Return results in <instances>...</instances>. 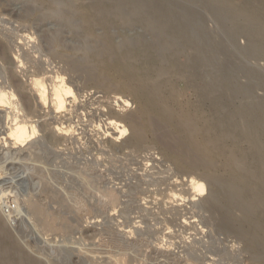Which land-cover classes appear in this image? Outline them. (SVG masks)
Masks as SVG:
<instances>
[{
	"label": "bare ground",
	"instance_id": "1",
	"mask_svg": "<svg viewBox=\"0 0 264 264\" xmlns=\"http://www.w3.org/2000/svg\"><path fill=\"white\" fill-rule=\"evenodd\" d=\"M26 1L30 2L29 0H26ZM78 1H80L81 3ZM84 1L85 2L89 1L88 6L91 8V10L93 9L95 11V13H94L95 19H98L101 22V24H104L103 25L104 27H102L103 31L104 30L108 31V29L110 27L109 22L113 21V23H114L115 20H120L124 23L123 24L125 26L124 29L127 32L129 31L133 34L132 35L133 37L131 39H130L129 35H126V33H123L124 35L121 34L123 36V38L125 39V41L122 40L124 42H123V44L120 45L119 49L125 53L126 57L128 56L130 58H142L143 61H152L153 60L155 65H156L155 67H157L155 72H158L157 73L158 75L160 73H168L170 75L171 74L173 75L175 73H179V74L184 75V76L186 75L187 80H189L191 78L194 81V78H196V79L198 78L199 79L198 83H197V81L196 82L194 81V82H195V85L197 84V86L199 87V91L196 90L195 93L199 92L200 94H202L201 96L204 95L203 98L206 99L205 102L207 101V99L208 100L213 99V100H215V102H217L216 105L220 104V107H221L222 102H223V100L221 99L222 94L224 96H226L224 93H222L223 90L221 91V88H222V86H224V83L229 81V82H233L234 85L235 84L239 85L238 79H240L241 77L238 78L237 74H238V76H241V75H239V74H241V72L239 73V71H238V73L236 74L237 71H234L235 69H231V70L230 69L228 70V68L222 69V65H220L216 62V55H215L213 48L210 44V40H209V36L207 34L205 21L203 19H197L196 17H191V16H193V13L189 12L190 14H192L189 18V17H187L188 16L187 12H186L187 14L185 13L187 16L184 14V10L182 12H179L180 10H178V12H177V9L175 10V8L173 6H170V7H172L174 10L168 6H165V4H162V2H160V3L154 2L153 3V0L152 1H150V0H75V1H73V0H55L53 2L56 5L49 7L47 10L48 11L49 10H51V11L55 10V12L59 14V15L57 14L56 17L60 16L62 21H64L63 24L65 23L64 24L65 27L63 25V28L64 29L68 28V29H70V30H68V32L69 31L73 32L74 29L78 28L77 25L80 22L79 19H81V15L79 18V17H76V15H75L76 13H74V10L76 7L75 4H76V2H78L79 4H81V7H82L83 6L82 3ZM187 1H189V2H195L196 1L197 2L199 0H187ZM205 1L208 3V6H207L208 9L206 8L207 11L211 12L213 14V16L216 18V20L219 21L221 26L228 31L227 37H228L229 41L236 46V50H237L236 55H241L243 60H245L246 62H250V61H256V62H262L263 61L264 62V0H243L238 5L235 4V0H205ZM31 2H35V3L41 2L42 3L43 1L42 0H31ZM48 2H49V0H48ZM172 2H173V0H172ZM34 5H31V6L33 7ZM48 5H49V3H48ZM166 5H167V3H166ZM170 5H172V4H170ZM40 6L42 7L43 4L42 5L40 4ZM84 7H87V6L84 5ZM34 8H35V6H34ZM40 8L38 10H40ZM44 8H45V6H44ZM177 8L179 9L180 7H177ZM77 9H78V7H77ZM82 9H83V11H85V13H84L85 15H86V12H87V15H88V13H91V12H88V10H89L88 8H87L88 10L87 9L84 10V8H82ZM31 10H33V9H31ZM43 10H45V9H43ZM29 12H30V9H29ZM45 12H46V10H45ZM80 12L81 11H79V13ZM82 12H81V14H82ZM50 13H52V12H50ZM77 13H78V10H77ZM53 15H52V17H55ZM200 16H203V15H200ZM52 17H51V19H52ZM90 17H92V16H90ZM45 19L47 20L48 18L46 17ZM84 19H85V17H84ZM84 19L82 17V20H84ZM91 19H89V22ZM234 19L237 21H235ZM58 21H59V19H58ZM233 21H235L236 23H234ZM238 22L244 23V25L249 24L251 26V29L246 30V28L245 29L244 28L243 29L238 28ZM96 23H98V22H96ZM96 23L92 21V23L89 24L87 22L86 28L84 27L85 28V33H83L84 35H80L81 36L80 39H81V41H83V44H84L82 46L83 47L82 49L84 51H86V54H85L86 56L84 58H81L83 61L85 60L83 62L85 67L81 66V64H80L81 61H78L77 60L78 58H77L76 60H73V61H71V63H69L68 67L71 70H75L78 67H82V68H86V69L94 68V66H97L96 64L98 63V61L101 62L103 60L102 58H106L105 56H108L107 54H108V52H110L111 49H112L111 51H113L114 46H115L113 37L107 36L102 41H100V42L97 41L98 39L96 38L95 33L93 34V30L95 29L93 26ZM84 24H86V22ZM60 25H62V24H60ZM111 25H112V22H111ZM245 26L247 27L248 25H245ZM115 27H117V26H115ZM115 27H112V29L113 28L115 29ZM102 28H100V29H102ZM79 29H81V28H79ZM65 31H66V29H65ZM109 31H110V29H109ZM24 32H26V31H24ZM104 33H106V32H104ZM116 33L120 34V32H115V37H116ZM2 34H3V32H2ZM76 36L78 37L79 35H76ZM10 37H7V40H8V38L10 40L11 39ZM27 37L30 38L31 36L28 34ZM31 38L33 39V37H31ZM31 38H30V40H31ZM118 38H121V37L118 36ZM123 38H121V39H123ZM240 38H244L247 41V46L245 49H241V48L237 47V42H238V39H240ZM95 43H98V44L96 45ZM93 45H95V46L93 47ZM260 49H261V51H258ZM10 51L14 52L15 60L19 64L18 68H21L23 66L25 67L26 64H30V63L32 64L34 61V59H33V61L31 62L30 60H32V59L30 58V60H29L27 54H26V56H24V54H22L23 55L22 56L19 53V51L15 50V48L10 50ZM10 51L7 50V48L4 46L3 41L0 40V61L5 62V60L8 58V53ZM53 51H55V50H53ZM91 51L93 52V54H95V55H93L94 56L93 59L97 60L96 63L94 62L95 65H92L91 60H90L91 63L89 62V60H87V56H88L89 52H91ZM113 54H114V52H113ZM115 55H116V52H115ZM56 57H58V56H56ZM180 57H186L187 61L185 62L184 65H181V64L179 65L178 60L180 59ZM130 58H129V60H130ZM91 59H92V56H91ZM117 59H118V57H117ZM25 61H27L26 64H24ZM135 62H136V59H135ZM140 63H141V61H140ZM45 64H48V63L45 62ZM243 65L245 66L246 64L244 63ZM46 66H48V65H46ZM46 66H45V68H46ZM104 67L106 68V66H104ZM112 67H113V65H112ZM245 67H247V66H245ZM45 68L41 64L33 63L30 66V71L29 70L26 71V72L29 71V80H26V82H27V85H26V83L17 79L16 76H14V75L11 76V74L8 71H6L7 69L5 70V68L3 69L0 66V160L5 159V158L7 159L8 157H12L14 153H20L22 157L25 156L27 158L28 156L32 155V153H30V151L32 149H38V148L40 149V147L41 148L43 147L44 150H50V149L53 150V147H55V146H57V144L61 143V141L56 138L54 133L42 134V126L40 125L39 120H37V119L34 120L36 117H40V116H38L37 110L34 108V103H35V105H37V106L43 105V107H45V108L53 109V111L55 113H57L58 115L62 114L63 112H68L69 114H75L76 113L77 114L76 118L79 119V120L77 119L78 120L77 122H79L80 119H82V118H85V117L89 118L90 117L86 121H91V123L95 127L97 126L100 129L104 128L105 134H107V136H110L111 138H113L112 139L113 141L114 140L116 142L122 141V144L120 146H118V145L114 146L112 151H118L119 152V150H121L125 153L126 151H124V150H126V149H128V150L131 148L137 149V152L139 150V153H140L139 155H144L142 157V162H144V167L148 168L149 166L152 165V164L150 165V162H152L151 157H153V156L150 155V153H151L150 151L151 150L154 151L155 148H154V150L149 149V147L151 148V146H148V144L146 145V141H145L146 139L144 140V138H143L144 136L142 137V134L144 133V132L142 133V128H143L142 126L144 125L143 122L145 123V121L148 120L147 121V124H148L149 119L153 118L152 115L154 113L150 117V112L153 110L158 111V112L168 113V116H169V111L171 112V110H170L171 106H170V104H167V102H166V104H163L165 98L163 99L162 95L159 94L160 92L159 93L156 92L155 94L154 93L151 94V96H152L151 99H152V101H156V100L159 101L162 99L163 105L160 107L158 104L160 102L157 101L158 103H156V104L160 108H158V107L149 108L148 107L147 109H145V111H141L140 112L141 114L136 115V116H133L134 112L131 114L132 111L130 113L129 112L124 113L126 111L124 108L127 109V107H131L130 100L129 99L128 100L123 99L122 97L116 96V95H115L116 96L115 98H117V101L115 99H113V100H115V103L118 104V102H121V105H117L119 107V109H117V112H116V109H112V107L114 108V105L107 103L110 105V106L108 105V107H107V106H105L106 104H104L100 100H99L100 103L97 102L99 104V107L96 110L94 109L95 111L87 112V107L84 105H80L81 99L79 98V96L84 97L86 95H90V92H88V93L84 92L85 94H82L80 92V89L76 91L74 89V87L72 86L73 82L72 81L70 83L67 82L66 77L63 74L64 71H62L61 69H58V68L57 69H51V71H50L49 69L46 70ZM133 68H135V67L133 66ZM241 69H240V71H243V70L246 71L245 74L242 73V75H244V78L248 77L249 79H254V78L256 79L258 77L259 78L264 77V71H256V70L254 71L251 68H249V69L245 68L246 70L244 68L242 70ZM101 70H102V68H101ZM134 70H136V69H134ZM150 74L152 75V73H150ZM7 75L10 77L8 78ZM23 75H25V74H23ZM181 75H180V77H181ZM99 76H100V74H99ZM176 76L179 77L178 75H176ZM153 77H156V76L153 75ZM164 77L166 78V76H164ZM173 77H174V75H173ZM188 77H189V79H188ZM148 78H150V77H148ZM157 78L155 79L154 82L152 81L153 84L148 88L152 92H155L159 86H160L159 88L162 89L161 84H163V83L165 86V79L163 81L162 80L163 78L162 79H161V77H159V79H157ZM184 78L185 77H183V79ZM100 79L98 77H95L93 80L98 82V81H100ZM142 79H143V77H142ZM175 79H176V81L180 80L177 78H175ZM169 80H170V78H169ZM171 80H172V78H171ZM176 81L175 82L171 81V82L177 83ZM189 81H191V80H189ZM255 81H256V83H255ZM255 81H254V83L252 81L253 85L251 87L248 86L249 89L247 88V90H245V92H244L246 95V96L244 95L245 98L249 97L251 92L253 93L255 87L256 88L261 87L259 85L258 80L256 79ZM143 83L147 84L146 82H143ZM228 85H230V84H228ZM146 86H148V85H146ZM166 86H168V85H166ZM166 86H165V88H166ZM231 86H233V85H231ZM142 87H143V85H142ZM173 87L175 88V86H173ZM191 87H192V84H191ZM191 87L189 86V88H191ZM234 87H237V86H234ZM14 88L19 90L18 92L21 95V99L19 98L20 95H18V93L16 92V90ZM239 88H241V87L239 86ZM239 88H238V91H239ZM170 90H172V88ZM170 90H169V93H170ZM231 90H232V87H231ZM28 91H31L33 95H31L30 92H29L30 94H28ZM173 91H176V90H173ZM227 91H228V89H227ZM224 92L226 93L225 90H224ZM241 92L242 93H239V94H241V96H242L243 90ZM161 93H163V92H161ZM174 93L177 94L178 92H174ZM116 94H118V93H116ZM230 95H232V94H230ZM171 96H172V94H171ZM196 96H197V94H196ZM198 96H200V95H198ZM172 97H174V96H172ZM232 97L233 96H231L230 98L232 99ZM171 98H169V99L171 100ZM203 98H201V100ZM234 99H236V97ZM249 99H250V102L248 101V103H249L248 106L250 107V109H252L255 112L253 117L255 120L256 119L259 120L260 115L258 114V112H259V110H261L260 109L261 106H264V102L256 103L253 100V98L252 99L249 98ZM228 100H229V98H228ZM82 102H84V101H82ZM203 102L204 101L202 100V103ZM230 102L232 103L231 100H230ZM230 102L228 101V103H230ZM84 103H86V102H84ZM213 103H214V101H213ZM248 103H246V104H248ZM95 104L96 103H92L93 106ZM236 104H238V103H236ZM233 105H235V102ZM197 108H199V107H197ZM233 108L234 107H232V110H234ZM217 109L220 110L221 108L217 107ZM79 110L82 111V112H80V114H78ZM216 111H214V113H216ZM231 111L228 112V115L231 114ZM236 111H238V110H236ZM236 111H235V115H238V114H236V113H238ZM118 112H121V113H118ZM184 112H186V111H184ZM220 112L221 111H219L218 114H222ZM197 113H199V112H197ZM197 113H196V115H197ZM200 113L203 114L202 112H200ZM49 114H50V112H49ZM181 114H184V113H181ZM224 114H225L224 116L226 117L227 113L225 112ZM186 115H187V112H186ZM189 115H191V116L190 117L186 116V117H188V119L189 118L193 119V117H192L193 114L190 113ZM162 116H164V115H162ZM197 116L199 117V115H197ZM164 117H167V116H164ZM174 117H176V115ZM186 117H184V119H186ZM225 117L222 118V115H221V117H218V115H217L218 119L222 118L223 120H219V121L217 120L216 125L220 128L224 127L225 124L230 126L231 129H229L228 132L226 131V133L229 134L231 136V138H232V135H235V136L238 135L239 136L240 134H238L239 132L237 131V128L239 126H242V124L244 127L246 124L244 122L238 121V119H236V116H234L235 118L232 116L231 117L229 116L226 118ZM263 117H264V115H263ZM170 118H171V115H170ZM181 118H183V116ZM181 118L178 117V119H181ZM197 118H196V121L199 119V118L198 119ZM188 119H186V121H188ZM152 120H156V121H153L152 128L157 130V131L163 132L164 131L163 129H165L164 127L166 125V122L164 123L165 120L162 119L163 122L160 121V119H159V121H157V119H152ZM193 120L195 121V118ZM182 121H184V120H182ZM194 121H191V122H194ZM128 122L131 123L130 125H131L132 130L134 129L137 132L136 133L137 136L135 135L136 137L134 139H131L130 138L131 136L130 137L128 136V134L131 132L129 130V126H128L129 123ZM167 122H169V119H167ZM191 122L189 123V125L191 124ZM178 123H175V124H178ZM250 123L254 124L255 122L252 121ZM170 125H172V124H170ZM170 125H169V127H171ZM52 126H53V129L55 131H57L60 135L65 134L68 137H70L69 139L71 141H73V144L77 143L75 137L80 132L74 133V134L72 132V131H75L76 125H73L72 123L66 125V122H63L62 119H60V120L55 119L53 121V125H51V127ZM182 126H187V125L183 124ZM211 126H212V124H211ZM214 127H212V130H215V129H213ZM190 128H191V126H190ZM220 128H218V129H220ZM232 128L234 130H232ZM144 129H145V127H144ZM153 129H152V131L155 132V130H153ZM171 129H174V127ZM177 129H179V128H176L175 130H177ZM208 129H211V128L209 127ZM146 131H148V130H146ZM149 131H150V128H149ZM169 132H171V131H169ZM169 132L168 133L166 132V133L169 134ZM226 133L223 136H226ZM157 134L159 135L158 132H157ZM191 135H189V136H191ZM229 135H228V137H229ZM160 136H162V135H160ZM163 136H164V134H163ZM223 136H222V138L224 140ZM58 137H59V135H58ZM222 138H221V140H222ZM225 139L227 140V137ZM237 139H238V137L236 138V140ZM182 140H184V139H182ZM223 140H222V142H223ZM241 140H240V143H242ZM213 141L214 140L212 139V142ZM216 141H217V139H216ZM251 141L254 142L255 147L252 149H249V150L248 149L245 150L244 157L242 160H240V158H239L240 161L238 162V160H237L238 156L237 155H236L237 157L234 156V158H233V160L235 159L237 161L236 167H239L241 169L247 167L249 169V171L247 172L248 174L244 176V178L246 179L245 183H243V182L239 183L236 180H232V181L223 180L221 182L222 187H220V189L225 188L226 193H225V196H223L222 198H220V196L219 197L216 196L218 194V193H216V192H218L217 190H219V192H220V189H217L216 192H215V190L214 191L212 190L213 191V193H212V191L209 190L206 182L202 179V177L200 178L198 176L192 175L191 172H189V171H188V173H186L184 171L186 173V175L184 173L180 174V172H176V170L171 172L172 171L171 169H167L166 171L162 170L163 172L160 171V173L159 172L158 173L159 174H164V173L166 174V173L171 172L172 173L171 179L175 178L177 182H179V180L185 182V184L183 185L184 188H182L181 190H177L175 188V191H174L175 197L172 198V196L170 195L171 197H169V199L173 200V202L175 201V203L176 202L185 203L187 201H192L193 202V203H191L192 208H199L200 210H204L205 212H210V213H214V210H216V209H223V212H224V209H225L224 216L222 214L223 217L220 216L222 218L219 219V221H218L221 229L227 231L229 236L234 234L233 236L239 241V242L237 241L238 243H240V241L242 242V241L248 240L249 244H248V242L246 245L244 244L243 248L245 251L244 250L243 251L249 253L248 258L251 259V261H255L257 264H264V169H263L264 168V145H263L262 141L258 142V140L254 136L251 137ZM200 144H201V146L204 145L202 143H200ZM208 144H210V142ZM238 144L236 145V147L238 146ZM191 145H193V144H191ZM63 146H64V144H63ZM193 146L195 147V149H197L196 151L197 152L199 151L198 153H200L202 155L201 152L204 151V150H202V147L197 143H195ZM239 146H241V145H239ZM205 147H206V143H205ZM205 147H203V148L205 149ZM5 148H7V149L10 148V150H5ZM207 148H208V146L206 147V150H207ZM101 149H100V151H101ZM189 149H191V148H189ZM15 150H17V151L14 152ZM192 150H193V148L190 150V152ZM239 150L241 151L242 149L240 148ZM32 151H34V150H32ZM133 151L130 152L131 155H132ZM186 151H187V149H186ZM207 151H206V153H209V150H207ZM48 152L49 151L46 152L47 155H48ZM50 152H52V151L50 150ZM54 152H53V154H54ZM137 152H135L134 155H136ZM34 153H35V151H34ZM46 153H45V155H46ZM191 153L189 155L193 157V154L191 155ZM102 154H104V152ZM152 154H154V153H152ZM195 154H196V152H195ZM195 154H194V156H195ZM126 155H125L126 158H124V159L127 160L128 154L126 153ZM159 155H160V153H159ZM189 155H187V156H189ZM196 155L198 157V154H196ZM209 155H210V153H209ZM154 156H155L154 160H159V159H156V154ZM182 156H185V155H182ZM139 157H141V156H139ZM139 157H138V159H139ZM199 157H201V156L199 155ZM14 158H15V156H14ZM133 159H136V158H133ZM196 160H197V158H196ZM209 160H211V159L209 158ZM233 160H230V162H232ZM118 162H116L115 164L117 165ZM131 162H133V161H131ZM136 162H139V160H137ZM161 162H163V161H161ZM87 163H89V162H87ZM111 163H112V161H111ZM122 163H124V162L122 161ZM165 163H167V162H165ZM131 164L128 163V165H131ZM137 164L138 163H136V165ZM168 164H170V163H168ZM114 165L112 163V165L110 164V167H113ZM126 165L127 164H125V170L128 167V166L126 167ZM132 165H131V167H133ZM234 165H235V163H234ZM72 166H74V163ZM86 166H87V168H89V170H86V171L84 170L81 173L77 172L78 175L83 176V174L85 173L86 177L88 175L89 177H91V178L93 177V178L97 179L98 181L100 180V178L102 176L103 177L106 176L104 172L109 171V173H110L109 176L111 177L112 172L114 171V170L111 171V168L104 169V170L100 171L101 169L99 170V167L102 168V166H101L100 162L98 163L96 161H92V162H90L89 165H86ZM134 166H135V164H134ZM152 166L150 168H152L151 170L153 171V169H154L153 167H155V165L153 167ZM160 166H161V163H160ZM254 167H258L257 168L258 173H255V171H253V170H255ZM72 168H74V167H72ZM119 168H120V165H119ZM142 168L143 167L141 166V168L138 170L144 171ZM147 168H146L145 172L141 173L142 174L141 177H138V176L132 177L133 180L134 179L137 180V182L135 184H133L134 182L133 183L130 182L128 184L125 183V184H123V186L120 187V184H122V181L124 182L125 181L124 179L126 177H129V174H127L126 177L124 179H122V181L119 182V184H118L119 185L118 187L120 189L122 187L123 188L126 187L124 189V191H122L123 188H122V190L116 189L117 187L114 189L115 186H112V188L109 189L108 193H104L103 190H100L99 187L95 186L94 191L97 192V195L99 198H96V203H94L93 202L94 199L91 197L92 198L91 200H93L91 202H93L94 204L90 203V201L88 199H83V198H79L76 196L72 198V196H74V195L67 196L66 193L64 194L66 197L65 196L62 197L63 196L62 190H61L62 196H50V194H53V193L50 192V194L48 193L49 195L45 194L44 192L37 194V192L34 193L35 191L28 193V191L22 192V189L20 190L17 187H15L18 190H20V192L17 193V195H15V198H14L15 206L12 207L13 204L8 203V201L6 202V200L4 199L5 193L0 191V264H57V262H56L57 260L52 261V260H54V259H52L53 258L52 254L58 253L61 251L68 254L69 250H67V248H65L66 244H68V246H69V244H72L73 246L77 245L79 248L78 249H72V250L74 252L76 251L77 254H83L82 252L84 249L82 248V244L85 242L87 243L89 241L88 240L89 238L87 239L86 231H83V228H85V227L82 228V225H84L85 222L88 224L92 223V221H93V223H96V224H94V226L97 225V227L98 226H102V227L99 231L96 232L97 234L93 235L94 240L96 237L98 238V241H97L98 243L93 240V242L90 243V245L92 246V248L95 247V248H97V250L100 249L99 250L100 253L102 252L101 249L103 250V248H105V250H107V252L111 256H109L110 257L109 263L105 262L106 261L105 259H104L105 261L103 260L106 264H147V263L151 264V263L159 262V258H161V257H164L165 262L169 261V262H172V264H181L182 262H185L186 259L188 262H191V264H198L199 263L198 259H197V262H198L197 263L195 256H194L198 251L196 249V244H198V242H196V241L194 242V240H193L194 243L191 241L192 243L191 244L189 243L190 245H188V249H185L179 255H175L174 253L169 254L168 252L163 251V250L170 251L171 247L174 249L177 248V247H175L176 242L175 243L171 242V238L167 239L168 238L167 236L170 233H172L173 227L175 229V226L179 221L177 219V217H180L179 219L182 218V220H184L183 223H186L188 225H190V223L192 224V222L186 217V214H181L180 211H175L172 209L173 211L170 210V211H167L165 213L167 215H170V217H166L165 214H163L164 212L161 213V214H163V216L165 218V220H164V219L160 218L161 214L158 215L157 213L155 214L153 212L152 213L149 212L146 215H139V216L136 215L137 217H134L135 219H133L134 222H132V223H135V225H138V226L134 227L133 225L130 224L131 222H129V223L127 222L129 217L131 216V214H134V216H135L136 210L139 209V211H140V209L143 207L142 205H141L142 207H139V208L135 207L137 201H139L138 199H141L140 201L143 200L145 202V204H148L147 200H149L148 199L149 197H147L148 195L147 196L145 195L147 192L145 193V191H143V186L144 185L149 186V184H150V186H152V188L154 189V187H158V186H161L162 184H165L163 181H166V180L162 181L161 179H158V178L155 179L157 177V176L155 177L156 171H154L155 173L149 174L148 172H146L148 170ZM168 168H170L169 165H168ZM66 169H68V168H66ZM90 169H93L94 171L93 170L91 171ZM112 169H114V167ZM129 169H131V168L129 167ZM162 169H163V167H162ZM95 170H97V173L99 174V176H97V177L95 176L96 175ZM126 171H129V170L127 169ZM113 173H115V172H113ZM158 173H157V175H158ZM187 174H188V176H187ZM131 176H133V175H131ZM161 176H163V175H161ZM122 177H124V176H122ZM119 178H117V179H119ZM148 178H149V181H147ZM127 179L129 181V178H127ZM127 179H126V181H127ZM110 181H111V179H110ZM118 181H120V180H118ZM130 181H132V180H130ZM14 182H16V181H14ZM75 182H76V178H75ZM78 182H80V181H78ZM177 182H176V184H177ZM72 183H74V182H71V184ZM111 183L109 182L108 184H111ZM64 184H65V182H64ZM81 184H83V183L81 182ZM113 184H115V183H113ZM73 185H72V187L74 190L76 188L74 186H76V185H74V186ZM179 185H180V183H179ZM0 186H1V184H0ZM66 186L68 187V184H66ZM172 186H174V185H172ZM3 187H4V185H3ZM10 187H11V185H10ZM70 187L71 186L69 185V188ZM79 187H83V186H79ZM84 188H86V187H84ZM84 188H83V190H85ZM180 188H181V185H180ZM260 188L262 189V191H260ZM12 189H14V188H12ZM158 189H160V188H158ZM243 189H249V191L246 193V190H245V194L241 193L240 191H242ZM147 190H150V187L147 188ZM155 190H157V189H154V191ZM12 191L13 190H11V192ZM57 191H60V189ZM61 191L57 192V194L59 193L61 195ZM64 192H66V191L64 190ZM77 192H79V190ZM13 193H15V192H13ZM7 195L9 196V194H7ZM122 198H124V199L122 200ZM164 198H166V197H164ZM69 199L72 200L73 203L69 202L70 201ZM117 200H120L119 203H117ZM157 200L158 199H156V201ZM196 200H199V202L197 201L198 203H195ZM103 202H106L107 204L104 205ZM138 203H140V202H138ZM108 206H111V207L107 209ZM5 207L6 208L8 207V211H6ZM104 209H107V210H104ZM160 209H162V208H160ZM110 210L113 211L112 213H114V215L113 214L111 215L112 217L109 216ZM141 210H143V209H141ZM174 211H175V213H174ZM140 212H139V214H141ZM215 212H217V211H215ZM71 214H73V216L68 217V215L70 216ZM115 214H118V219H124V221H122L121 223H119L117 225L122 230H119V231H118V229L116 230V228H118L117 226L114 229V227H113L114 224L111 226V221L114 222V220H116L115 219L116 217H114ZM196 214H198V213H196ZM196 214L193 213V215L190 217V219L193 218L195 220V218H198V217H196L197 216ZM188 215H189V213H188ZM139 218H141L140 221H136ZM151 221H157V222L155 224H152ZM194 222H196V221H194ZM200 222L203 225V226H201L202 228L200 230L205 232V228H207L209 226V222L208 221L206 222L203 220L202 221L200 220ZM254 222L259 225V227H260L259 230H254L253 232L248 233V234L247 233L244 234V233L239 232V231L235 232V229L237 228L235 226V224L242 226V225L251 224ZM103 224H105V225L110 224V225L103 227ZM224 224L229 225V228L228 229H226L225 227L223 228ZM85 225H87V224H85ZM144 225H146V226H144ZM159 225H161L163 227V228L161 227L162 232L163 231H169V232H167V233L163 232V233H165V235L162 237L163 239L162 240L157 239L156 240L157 244L153 245V247L154 246H156V247L152 248L151 245L153 244V242H155L154 238L156 235L158 236V234H151L148 238H145L146 236L143 235L142 230L146 229L149 231L153 227H156ZM188 225H186V226H188ZM196 227H195V229H198ZM199 228H200V226H199ZM80 229H82V231ZM180 229H182V228H180ZM237 229L240 230L239 228H237ZM78 231L81 232L83 236H81L80 238L78 237L79 239L76 241H72L73 235L75 236V233ZM117 231H118V233H120L119 236L120 235L126 236L129 239H122V237H117L116 236ZM186 231H187V229H183L182 234L187 236ZM200 232L198 235H200ZM206 232H208V231H206ZM84 234L86 236H84ZM194 234H196V233H194ZM50 236L52 237V239H50ZM88 236H89V234H88ZM33 237H34V240L31 243L27 241L28 239H31ZM209 237H210V235H209ZM212 237H213V235H212ZM234 237H231V238L234 239ZM159 238H161V237L159 236ZM150 239H153V241H150ZM168 241H170V242L168 243ZM201 242H202V240H201ZM205 242H207V241H205ZM182 243H183V241H182ZM202 243H204V242H202ZM59 244L64 245V246L60 245V247H58L57 245H59ZM83 245H85V244H83ZM205 245H206V243H205ZM71 246H69V247H71ZM218 246H219V244H218ZM89 248H90V246H89ZM28 249H29V251L32 250V252H33V250H35L36 254L30 253L28 251ZM148 249H149V252H148ZM213 250H214V248H213ZM213 250L212 251L209 250V253H210V251L213 252ZM85 251H87V250H85ZM92 251H94V250H92ZM92 251H90V252H92ZM96 251L93 253H95V254L99 253ZM180 251H182V250H180ZM207 251H208V249H207ZM225 251L230 252L229 250H225ZM87 252H89V251H87ZM87 252H84V253L86 254ZM89 253H87L85 256H87ZM105 253H103V254H105ZM231 253H232V251H231ZM214 254H215V252H214ZM216 254H218V253H216ZM225 254H223V255L225 256ZM69 255H70V253H69ZM235 255H236V253H235ZM204 256H205V254H204ZM220 256H222V255H220ZM233 256H234V254H233ZM41 257H43L44 259H41ZM50 257L52 260L50 259ZM212 257H214L213 254H212ZM214 258H216V257H214ZM214 258H212L213 260L210 261V264L217 263L218 260L216 259L217 260L216 261V260H214ZM237 258H238V255H237ZM68 259H70V258H68ZM78 259H80V257H78ZM208 259H210V258H208ZM202 260H203V258H202ZM224 260L227 261V257ZM228 260H231V259H228ZM234 260L236 261V258ZM60 261H61V258H60ZM86 261H87V259H86ZM220 261H221V259H220ZM62 262H61V264H62ZM79 262H81V260ZM94 262H96V260H94ZM161 262H162V260H161ZM96 263L99 264V262H96ZM68 264H69V262H68ZM73 264H75V263H73ZM157 264H159V263H157ZM236 264H237V262H236Z\"/></svg>",
	"mask_w": 264,
	"mask_h": 264
},
{
	"label": "rangeland",
	"instance_id": "2",
	"mask_svg": "<svg viewBox=\"0 0 264 264\" xmlns=\"http://www.w3.org/2000/svg\"><path fill=\"white\" fill-rule=\"evenodd\" d=\"M29 1L31 2V0H29ZM42 1H43L42 3L41 2H37V3L31 2L30 3V2H28L26 0H0V40L3 41L4 46L7 48V50L10 51V50H12V49L15 48V50L19 51V53L21 55L24 54V56H26V54H27L28 59L29 60H30V58L32 59V60H30L31 62L34 59L33 63L41 64V65H43L44 68H45L46 65H48L45 68L46 70L49 69L51 71V69H57L58 68V69H61L62 71H64L63 74L66 77L67 82L70 83L72 81L73 82V85L72 86L74 87V89L76 91L80 89V92L82 94H85V93L90 92V95H86L84 97L79 96V98L81 99L80 100L81 101V104L80 105L86 106L87 107V112H89V111H95L99 107V104L98 103H100V101H102L104 104H106L105 106H107V107H108L109 104L114 105V108L112 106L111 107H112V109H116V112H117V109H119V107L117 105H121V102H118V104L115 103V100L117 101V98H115L116 96H120L123 99H127V100L129 99L130 100L131 107H127V109L124 108L126 110L124 113H128V112L130 113L132 111L131 114L134 112L133 113V116H136V115L141 114L140 112L141 111H145V109H147L148 107L149 108H154V107L156 108V107H158L157 104H156L158 102H160V103H158L160 107L163 104H166V102H167V104H170V106H171L170 107L171 108L170 110H171V112L173 114L169 111V116H168V113L158 112V111L153 110V111L150 112V117L154 113L152 115L153 118H150L149 119L148 124H147V121L148 120H146L145 123L143 122L144 125L142 124L143 125L142 126L143 127L142 128V133L144 132L142 134V137L144 136L143 137L144 140L146 139L145 140L146 141V145L148 144V146H151V148L149 147V149H153L154 150V148H155V150L157 151V152L155 150L154 151H152V150L150 151L151 152L150 155L153 156V157H151L152 158L151 159L152 162H150V165L151 164L153 166L155 165V167H153L151 165L155 170L153 169V171H152L151 170L152 168H150L151 166H149L148 168L146 167L148 169L146 172H148L149 174H152V173H155L154 171H156L155 177L156 176L157 177L156 178L154 176L153 177L155 179H157V178L158 179H161L162 181L163 180H166V181H163L166 185L165 184H162L161 186H158V187H154L153 186L154 189H157V190H155L156 192L154 191V189L152 188V186H150V184H149V186L148 185H144L143 186V191H145V193L147 192L145 195L146 196L148 195L147 197H149L148 198L149 200H147L148 201V204H145V202L143 200L142 201L144 203L142 201H140L141 199H138L139 201H137L135 207H138L139 208V207H142L143 206L141 208L143 210L140 209V211H141L140 212L139 209H137L138 211L136 210L135 216H134V214H131V216L129 217V219H128L127 222L128 223L131 222L130 224L135 227V226H138V225H135V223H132V222H134L133 221V219H135L134 217H137L139 215H146L149 212L150 213L153 212L155 214L157 213L158 215H160L162 212H164L163 214H165L167 211H170V210L171 211H173V210L180 211L181 214H186V217L192 222L193 225L191 223H190V225H188L186 223H183L184 220H182V218L179 219L180 217H177V219L179 221L176 224L175 229L173 227L172 233H170L167 236L168 237L167 239H170L171 238V242H173V243L176 242L175 243V247H177V248L174 249V248L171 247L170 248V251H167V250L165 251V250L162 249L164 252H168L169 254L174 253L175 255H179L185 249H188V245H190L193 242V240H194V242L195 241L198 242V244H196V249L198 251L194 255L195 256V259H196V262H197V259H198V262H199V263L197 262L198 264H210V261H212L213 260L212 258H214V257H216V258H214V260H216V259L218 260V261L216 260L218 264L219 263L220 264H222V263L223 264H236V262H237V264H257L255 261H251V259L248 258L249 257V253L244 252L245 250H244L243 247H244V244L246 245V242L245 241H242V242L240 241V243H238L239 241L233 236L234 234H232V235L230 234L231 236H229L228 233H227V231L221 229V227L219 226V222L218 221H219V219H221L224 216L225 209H224V212H223V209H216V210H214V213L205 212L204 210H200L199 208H192V205H191V203H193L192 201H187L185 203H182V202H180V203L179 202H176L175 203V201L173 202V200H170L169 197H171V196H172V198L175 197V192H174L175 191V188L177 190H181L182 188H184L183 185L185 184V182H183L181 180H179V182H177L175 178H172L171 179V174H172L171 172H173L175 170H176V172H180V174L181 173H184L186 175V173H188V171H189V172H191L192 175L198 176L200 178L202 177V179L206 182L209 190L210 191H212V190L214 191L215 190V192H216L217 189H220V187H222L221 182L223 180H225V181H232L236 177H243V181L242 182L245 183L246 179L244 178V176L248 174L247 172L249 171V169L247 167L246 168H242V169L239 168V167H236L237 161L235 159L233 160V158H234V156L237 155L238 157L237 156L236 157H237V160L239 162L240 160L243 159L245 150H247V149L249 150V149H252V148L255 147L254 142H252L251 141V138L249 137L250 135L251 136H254L258 140V142L262 141V143L264 145V117H263V115H264V113H263L264 112V110H263L264 109V106H261V108H260L261 110H259V112H258V114L260 115L259 116V120H257V119L255 120L254 119L253 116H254L255 112L252 109H250V107L248 106L249 105L248 101L250 102V99L249 98H251V99L253 98V100L256 103H258V102H264V77H260V78L258 77L259 79L256 78L258 80L259 85L261 87H259V88H256L255 87L253 93L252 92L250 93V96L251 97L249 96V97L245 98V96H246L245 93H244L245 90H247V88L249 89V87H251L253 85V83H254V81L256 79L255 78L254 79H249L248 77H246L247 75L245 76L246 78H244V75H242V73L245 74L246 71H244V70L243 71H240V69L241 68L242 69L243 68L244 69L245 68H247V69L251 68L254 71L255 70L256 71H264V62L263 61L262 62H256V61L246 62L245 60H243V58H242L241 55H236V52H237L236 46L229 41V39L227 37L228 31L221 26V24L219 23V21L216 20V18L213 16V14L211 12H208L207 11V9H208L207 8L208 3L205 0H199L197 2L196 1L195 2H189L187 0H173L174 3L172 2V0H164V1L163 0H158V1L157 0H153V3L154 2H156V3L157 2H159V3L162 2V4H165V6H168V7L173 6L175 8V10L177 9V12H178V10H180L179 12H182L184 10V14L187 12L188 13V16L186 15L187 13L185 15L187 17H189V18L192 15L190 13H193V16H191V17H196L197 19H203L205 21V24H206V29H207V34L209 36L210 44H211V46L213 48V51H214V53L216 55V62L218 64L222 65V69L223 68H225V69L228 68V70L229 69L230 70L231 69H235L234 71H237L236 74L238 73V71H239V73L241 72V74H239L241 76H238V74H237V77L238 78L241 77L240 79H238L239 80L238 81L239 82V85H236V84L234 85L233 82L227 81L226 83H224V86H222L221 91L223 90L222 93H224L226 96H224L222 94V98L221 99L223 100V102H222V106L220 107V104H217L216 105L217 102H215V100H213V99H209L208 100L207 99V101L205 102L206 99L203 98L204 95L201 96L202 94H200L199 92L195 93L196 90L199 91V87L197 86V84L195 85V82L197 81V83H198V81H199L198 78L197 79L194 78V81H195L194 82L193 79H191V78L189 79V77H188V79L191 80V81H189V80H187L186 75L184 76V75H181L179 73H175V74L178 75L179 77L181 75L180 78L177 77L175 74H173L174 75V77H173L172 74H171L172 75L171 76L168 73H160L158 75L157 74L158 72H155L156 69H157V67H155L156 65H155V63H154L153 60L152 61H143L142 58H130L128 56L126 57L125 53L122 52L119 49L120 45L123 44V42L125 41V39L123 38L122 35H124L123 33H126V35H129V37L131 39L133 37L132 36L133 34L131 32H129V31L127 32L124 29L125 28V26L123 25L124 23L122 21H120V20H115L114 23H113V21H111L112 22V25H111V22H109V26H110L109 29H110V31H109V29H108V31L107 30H104L103 31V28L102 27H104L103 26L104 24H101V22L98 19H95V17H94L95 16V14H94L95 11L93 9L91 10V8L88 6L89 1H86V2L84 1L82 3L83 4L82 7H81V4L78 3L80 1L76 2V4H75L76 7H75V10H74V13H76L75 14L76 17H79V18H80V15H81V19H79L81 23L80 22H79L80 24L78 23V25H77L78 28L74 29L73 32H71V31L68 32V30H70L68 28H65L66 29V31H65V29L63 28V25L65 23L63 24L64 21H62V19H61L60 16L56 17V15L58 13H56L55 10H52V11L51 10H49V11L47 10L49 7L56 5L53 2L55 0H49V2H48V0H42ZM73 1H75V0H73ZM150 1H152V0H150ZM242 1L243 0H235V4L238 5ZM48 3H49V5H48ZM166 3H167V5H166ZM40 4L41 5L43 4V6H42L43 8L40 6ZM170 4H172V5H170ZM31 5H34L35 8H34V6L32 7ZM84 5H86L87 7H84ZM44 6H45V8H44ZM77 7H78V9H77ZM177 7H180V8L178 9ZM39 8H40V10H38ZM82 8H84V10L88 8L89 9V10L87 9L88 12H91V13H88V15H87V12H86V15H85L84 14L85 11H83ZM170 8H172V7H170ZM29 9H30V12H29ZM31 9H33V10H31ZM43 9H45L46 12L48 11L47 12L48 14ZM77 10H78V13H77ZM79 11H81V12L83 11L82 14H81V12L79 13ZM50 12H52V13H50ZM52 15L55 16V17H52ZM200 15H203V16H200ZM90 16H92V17H90ZM46 17L48 18L47 20L45 19ZM51 17H52V19H51ZM82 17H83V19L85 17V19L82 20ZM58 19H59V21H58ZM89 19H91L90 22H89ZM92 21L95 22V23L98 22V23H96L93 26L96 29L95 30L93 28L94 29L93 30V34L95 33V36L98 39L97 41L100 42L103 39H105L107 36H111L114 39V45L115 46H114L113 51H111L112 50L111 49L110 52H108L107 55L109 57L108 56H105L107 59L106 58H102L104 61L102 59H101L102 60L101 62L98 61V63L96 64L97 66H94V68H91V69L90 68L89 69H86V68H82V67H85L84 64H83V62L85 60L83 61L81 58H84L86 56L85 55L86 54V51H84L82 49L83 48L82 46L84 44H83V41H81V39H80V37H81L80 35H84L83 33H85V28L87 26V22L89 24H91ZM235 21H237V20H235ZM235 21H233V22L236 23ZM85 22H86V24H84ZM60 24H62V25H60ZM245 25H248L249 27L247 26L248 27L247 28ZM245 25H244V23L238 22V28H240V29H243V28L245 29L246 28V30H250L251 29V26L249 24H245ZM115 26H117V27H115ZM64 27H65V25H64ZM112 27H115V29L114 28L112 29ZM79 28H81V29H79ZM100 28H102V29H100ZM24 31H26V32H24ZM2 32H3L4 35L2 34ZM104 32H106V33H104ZM115 32H120V34L116 33V37H115ZM28 34L31 37H33V39L30 37L31 38V40H30V38L27 37ZM76 35H79V36L77 37ZM118 36L121 37V38H123V39L118 38ZM7 37H10L11 38L10 39L11 41L9 40V38L7 40ZM122 40H124V41H122ZM95 44L97 45L98 43H95ZM94 46L95 45H93V47ZM246 46H247L246 39H244V38L238 39L237 47H239L241 49H245ZM53 50H55V51H53ZM258 51H261V49L258 50ZM113 52H114V54H113ZM115 52H116V55H115ZM93 55H95V54H93L92 51L89 52V54L87 56V60H89V62L91 60L92 65H95V63L97 62V60L93 59V57H94ZM56 56H58V57H56ZM91 56H92V59L93 60L91 59ZM117 57H118V59H117ZM129 58H130V60H129ZM76 59L78 61H81L82 62V63L80 62V64H81L82 67H78L75 70H71L68 67L69 66V63H71V61L76 60ZM135 59H136V62H135ZM140 61H141V63H140ZM186 61H187L186 57H180V59L178 60V63H179V65L180 64L181 65H184ZM45 62L48 63V64H45ZM0 63H1L0 64L1 68H3V69L5 68V70L7 69L6 71H8L11 74V76L12 75L16 76L17 79L21 80L22 82L26 83V85H27L26 80H29L30 66L33 63L32 64L30 63L31 64L30 65V64H26L27 61H25L24 64H26V66L25 67L23 66L21 68H18L19 64L15 60V56H14V52L13 51H10L8 53V58L5 60V62L0 61ZM244 63L246 64L245 66H247V67H245L243 65ZM111 64L113 65V67H112ZM104 66H106V68ZM133 66L135 68H133ZM101 68H102V70H101ZM134 69H136V70H134ZM27 70H29V71L26 72ZM150 73H152V75ZM23 74H25L26 76L23 75ZM99 74H100V76H99ZM156 74L159 77H161V79L163 78L162 79L163 81L165 79V86L166 85H168V86H166V88H165L164 83H163V84H161V88L162 89H160L159 88L160 86H159L155 92H152L148 88L153 84V82L155 81V79L158 77ZM153 75L156 76V77H153ZM163 75L166 76V78ZM167 75L168 76L170 75V76L168 77ZM7 77L9 78L10 76L7 75ZM93 77L94 78L95 77H98L99 79L101 78L103 81L100 79V81L96 82V81L93 80L94 79ZM142 77H143V79H142ZM148 77H150V78H148ZM159 77L157 79H159ZM183 77H185V78L183 79ZM169 78H170V80H169ZM171 78H172V80H171ZM175 78L180 79V80H177L176 81ZM171 81H173V82L176 81L177 83H173ZM252 81H253V83H252ZM143 82H146L147 84H145ZM190 83L192 84V87H191V84ZM255 83H256V81H255ZM228 84H230V85H228ZM142 85H143L144 88L142 87ZM146 85H148V86H146ZM231 85H233V86H231ZM173 86H175V88ZM189 86L191 88H189ZM230 86L232 87V90H231V87ZM234 86H237V87H234ZM239 86L241 88H239ZM171 88H172V90H170ZM238 88H239V91L240 92L238 91ZM227 89H228V91H227ZM15 90L18 93V95H20V93L18 92L19 90L18 89H15ZM169 90H170V93H169ZM173 90H176V91H173ZM224 90L226 91V93L228 92L227 93L228 95L224 92ZM242 90H243V95L241 96V94H239V93H242L241 92ZM29 92L31 93V95H33L31 91H28V94H30ZM156 92L157 93L160 92L159 94H161L162 97H163V99L165 98L167 101L165 99H164V102L165 103L163 102L162 99H161L162 101L161 100H159V101L158 100L152 101L151 94H153V93L155 94ZM161 92H163V93H161ZM174 92H178L179 94L178 93L175 94ZM116 93H118V94H116ZM171 94L174 97H172ZM196 94H197V96H196ZM230 94H232V95H230ZM198 95H200L201 97L198 96ZM231 96H233L234 98L236 97V99H234L233 97L231 99L230 98ZM168 97L169 98L172 97L171 100ZM19 98L21 99V95H20ZM201 98H203L202 99L204 101L203 103H202ZM228 98H229V100H228ZM113 99H115V100H113ZM230 100L232 101V103L230 102ZM82 101H84L86 103H84ZM213 101H214L215 104L213 103ZM228 101L230 103H228ZM162 102H163V104H162ZM234 102H235V105H233ZM92 103H96V104L93 106ZM107 103H109V104H107ZM236 103H238V104H236ZM246 103H248V104H246ZM160 107H158V108H160ZM197 107H199V108H197ZM217 107L218 108H221V109L218 110ZM232 107H234L233 109L235 111L238 110V111H236V112H238V113H236L238 115H235V111L232 110ZM34 108L37 110L38 116H40V117H36L34 120H36V119L39 120V123L42 126V134H51V133H54V135L56 136V138L59 139L62 144L59 143V144H57V146L53 147V150L50 149L52 152H50V150H44L43 147L42 148L40 147V149L39 148L38 149H32V150L35 151V153H34V151L31 150L30 153H32L33 156L30 155V156H28L29 158L28 157L26 158L25 156L22 157L20 153H14L12 157H8L7 159L5 158V159L0 160V167L2 168V169L0 168V178H1L0 179V184H1L0 191H2V192L5 193L4 199L6 200V202L8 201V203L13 204L12 207L15 206V203H14L15 195H17V193H19L21 189H22V192L23 191H26V192L28 191V193L29 192H33V191H35L34 193L37 192V194H40L42 192H44L45 194H48V193L50 194V192L53 193V194H50V196H62V191H63V196L62 197H64L65 196L64 194L66 193L67 196L74 195V196H72V198L76 196V197H79V198L88 199L90 201V203H93V202L96 203V198H99V197L97 195V192L94 191L95 186L96 187H99L100 190H103L104 193H108L109 189H111L112 186H115L114 189L116 187H117L116 189H120L118 187L119 186L118 184H119V182L122 181V179H124L126 177L127 174H129V177H126L124 179L125 180L124 182L122 181V184H120V187L123 186V184H125V183L128 184L130 182H132V183L134 182L133 184H135L137 182V180L134 179L135 180L134 181L132 177H134V176L135 177L136 176L141 177L142 176L141 173L145 172L146 168L144 167V162H142V157L144 155H139L140 154L139 153V150L137 152V149H133V148H131L132 150L129 149L130 151L128 149L124 150V151H126L125 153L123 151H121V150H119V152L118 151H112L113 150V147L114 146H117V145L120 146L122 144V141H119V142H116L115 140L113 141L112 140L113 138H111L110 136H107V134H105L104 128L100 129L97 126L95 127L91 123V121H86L90 117L89 118H86V117L85 118H82V119H80L79 122H77L79 119L76 118V116H77L76 113L75 114H69L68 112H63L62 114H59L58 115L57 113H55L53 111V109H51V108H49V109L48 108H45V107H43V105L42 106H39V105L37 106V105H35V103H34ZM42 108L43 109L45 108V109L43 110ZM184 111L187 112V115H186V112H184ZM214 111H216V113H214ZM219 111H221L220 113H222V114H218ZM229 111H231V114L229 113L230 115H228V112ZM49 112H50V114H49ZM80 112H82V111L79 110L78 114H80ZM197 112H199V113H197ZM200 112H202L203 114H201ZM225 112L227 113L226 117H229V116L230 117L231 116L234 117V116H236V119H238V121L244 122L246 124L244 127H243V124H242V126H239L237 128V131L239 132L238 134L241 135V136L239 135L240 137L238 135H236L238 137L237 140H236L237 137L235 135H232V138H231V136L226 133V131L228 132L229 129H231L230 126H228V125L225 124L226 126L224 125V127H221L220 128V127H218L216 125L217 120L218 121L219 120H223L222 118L225 117L224 116L225 115L224 114ZM118 113H121V112H118ZM181 113H184L185 115L184 114H181ZM188 113L189 114L192 113L194 115V116L192 115V117H193V119L195 118V121L192 118H189L188 119V117H186V116H189V117L191 116ZM196 113H197V115H199V117L196 115ZM216 114L218 115V117H221V115H222V118L221 119L220 118L218 119ZM162 115L167 116L168 118L167 117H164ZM170 115H171V118L172 119L170 118ZM175 115H176V117H174ZM181 115L183 116V118H181L182 117ZM178 117L181 118V119H178ZM184 117H186V119H188V121H186V119H184ZM196 118L198 119L197 121H196ZM55 119L56 120L62 119L63 122H66V125H68L70 123H72L73 125H76L75 131H72L73 134L80 132L75 137L76 142H77L76 144H73V141H71L69 139L70 137H68L65 134L64 135L63 134L60 135L57 131H55L53 129V126L51 127V125H53V121ZM152 119H157V121H159V119H160V121H162V119L165 120L164 123L166 122V125L164 127L165 129H163L164 130L163 132L162 131H157V130H155V129L152 128L153 121H156V120H152ZM167 119H169V122H167ZM182 120H184V121H182ZM191 121H194L195 123L194 122H191ZM252 121L255 122V123L254 124H251L250 122H252ZM190 122H191V124L189 125ZM128 123H129V125H128L129 126V130L131 131V132L129 131L130 133L128 134V136L129 137L131 136L130 138L131 139H134L137 136V134H136L137 132L134 129L132 130L131 125H130L131 123L130 122H128ZM175 123H178V124H175ZM170 124H172V125H170ZM183 124L184 125H187V126H182ZM211 124H212V126H211ZM169 125L171 127H169ZM215 125L218 128H220V129H218ZM190 126H191V128H190ZM144 127H145V129H144ZM173 127H174V129H171ZM209 127L211 129H208ZM212 127H214L213 129H215V130H212ZM149 128H150V131L151 132L149 131ZM176 128H179V129L175 130ZM152 129L155 130V132L152 131ZM146 130H148L149 132L146 131ZM232 130H234V129L232 128ZM169 131H171V132H169ZM157 132L159 133V135L157 134ZM166 132L167 133L169 132V134H167ZM225 133H226V136H223V135H225ZM163 134H164V136H163ZM58 135H59V137H58ZM160 135H162V136H160ZM189 135H191V136H189ZM228 135H229V137H228ZM222 136L224 137V140H223ZM226 137H227V140L225 139ZM221 138H222L223 142H222ZM182 139H184V140H182ZM212 139L214 140L213 142H212ZM216 139H217V141H216ZM239 139L241 140L242 143H240V140ZM209 142H210V144H208ZM195 143L199 144L200 146H201L200 143L204 144L203 146H201L202 147V150H204L203 151L204 153L201 152L202 155L200 153H198L199 151L197 152L196 151L197 149H195V147L193 146ZM205 143H206V147L208 146L207 150H209L210 155H209V153H206L207 150H206V147H205ZM63 144H64V146H63ZM191 144H193V145H191ZM237 144H238V146L236 147ZM239 145H241V146H239ZM203 147H205V149ZM239 147L242 149L241 151L239 150L240 149ZM189 148H191V149L193 148V150L194 149L195 150L194 151L192 150L191 151L192 153H191L190 152L191 149H189ZM100 149H101V151H100ZM186 149H187L188 152L186 151ZM5 150H10V148L9 149L5 148ZM133 150L135 152H137L136 155L138 154L137 155L138 157L141 156V157H139V159H138V157L136 155H134L135 152ZM16 151L17 150H15L14 152H16ZM47 151L50 152V153L48 152V155L46 153ZM132 151H133V153H132L133 156L130 153ZM53 152H54V154H53ZM101 152L102 153L104 152V154H102ZM195 152H196V154H198V157L195 154ZM45 153H46V155H45ZM126 153L128 154L127 160L129 162L126 159H124L127 156ZM152 153H154V154H152ZM159 153H160V155H159ZM190 153H191V155L193 154V157L189 155ZM155 154H156V159H159V160H154L155 159V156H154ZM194 154H195L196 157L194 156ZM182 155H185V156H182ZM187 155H189V156H187ZM199 155L201 157H199ZM14 156H15L16 159L14 158ZM133 158H136V159H133ZM196 158H197V160H196ZM209 158L211 160H209ZM239 158H240V160H239ZM229 159L230 160H233L234 162L233 161L230 162ZM135 160L136 161L139 160V162H136ZM92 161H96L98 163L100 162V164L102 166V168L99 167V170L101 169L100 171H102L104 169L111 168V171L114 170L113 172H115V173L112 172V175L110 177L109 176V174H110L109 171L108 172H104L106 176H104V177L102 176L99 181L97 179L93 178V177L92 178L89 177L88 175L86 177V174L85 173L83 174V176L80 175L81 176L80 177L77 172L81 173L84 170L85 171L86 170H89V168H87L86 165H89L90 162H92ZM111 161H112L113 165L116 162L119 161L117 163V165L115 164L117 167L115 165L113 166L114 169H112L113 167H110V164L112 165ZM122 161L124 163H122ZM131 161H133L134 163L131 162ZM161 161H163V162H161ZM87 162H89V163H87ZM165 162H167V163H165ZM73 163H74V166H72ZM128 163L131 164L133 167H131V165H128ZM136 163H138V164L136 165ZM160 163H161V166H160ZM168 163H170L171 165L168 164ZM234 163H235V165H234ZM125 164H127L126 167L128 166L126 168V170L128 169L130 172L125 170ZM134 164H135V166H134ZM119 165H120V168H119ZM168 165H169L170 168H168ZM141 166L143 167L142 169L144 171L138 170V169L141 168ZM72 167H74V168H72ZM129 167L131 169L132 168L133 169L131 170V169H129ZM162 167H163V169H162ZM66 168H68V169H66ZM167 169H171L172 171L169 172V173H166V174L165 173L164 174H159L160 171H162V170L163 171H166ZM90 170L92 171L93 169H90ZM95 171H96V175L95 174L94 175L96 177L99 176V174L97 173V170H95ZM253 171H255V170H253ZM157 173H158V175H157ZM131 175H133V176H131ZM161 175H163V176H161ZM122 176H124V177H122ZM187 176H188V174H187ZM75 178H76V182H75ZM80 178L81 179L83 178V179L81 180ZM117 178H119V179H117ZM127 178H129V181H128ZM110 179H111V181H110ZM126 179H127V181H126ZM118 180H120V181H118ZM130 180H132V181H130ZM14 181H16V182H14ZM78 181H80V182H78ZM147 181H149V178L147 179ZM64 182H65V184H64ZM71 182H74L75 184L74 183L71 184ZM81 182L83 184H81ZM109 182L110 183L112 182V183L111 184H108ZM176 182H177V184H176ZM113 183H115V184H113ZM179 183L181 185V188H180ZM2 184L4 185V187H3ZM66 184H68V187L66 186ZM73 184L76 185V186H74ZM10 185L14 189H12L10 187ZM69 185L71 187L73 185L76 188L73 190V187L72 188L71 187L69 188ZM172 185H174V186H172ZM79 186H83V187H79ZM15 187H17L20 190H18ZM84 187H86L87 189L84 188ZM149 187H150V190L151 191L150 190H147V188H149ZM83 188L85 190H83ZM122 188L120 190H122ZM125 188H123L122 191H124ZM158 188H160V189H158ZM59 189H60V191L62 190L61 191V195L59 193L57 194V192H60V191H57ZM63 189L66 192H64ZM11 190H13V191L11 192ZM78 190H79V192H77ZM245 190H246V193H247L248 192L247 189H243L240 192L245 194ZM213 191H212V193H213ZM217 191L218 192H216V193H218V194L217 195L215 194L216 196H218V197L220 196V198H222L223 196H225V193H226L225 188L220 189V192H219V190H217ZM260 191H262L261 188H260ZM13 192H15V193H13ZM7 194H9V196ZM91 197L94 199V201L91 200L92 199ZM164 197H166V198H164ZM123 199L124 198H122V200ZM156 199H158V200L156 201ZM91 201H93V202H91ZM119 201L120 200H117V203H119ZM197 201L199 202V200H196L195 203H198ZM69 202L73 203L72 200H70ZM138 202H140V203H138ZM103 204L106 205L107 203L106 202H103ZM110 207L111 206H108L107 209L110 208ZM160 208H162V209H160ZM5 209H6V211H8V207L7 208L5 207ZM107 209H104V210H107ZM175 211H174V213H175ZM215 211H217V212H215ZM109 212H110L109 213V216L112 217L111 215L112 214L114 215V213H112L113 211L110 210ZM139 212L141 214H139ZM188 213H189V215H188ZM193 213H195V214L198 213V214H196L197 215L196 217H198V218H195V220L193 218L190 219V217L193 215ZM163 214L160 215L161 216L160 218L165 220ZM222 214H223V216H222ZM72 216H73V214H71L70 216L68 215V217H72ZM165 216L166 217H170V215H167V214H165ZM220 216H222V217H220ZM114 217H116L115 218L116 220H114V222L111 221V226L114 224L113 227L115 229V227L119 223H121L122 221H124V219H118V214H115ZM140 219L141 218H139L136 221H140ZM199 219L201 221L203 220V221H206V222L208 221L209 222V226L207 228H205V232H203V231L200 230L202 228L201 226H203V225H202V223L200 222ZM194 221H196V222H194ZM156 222L157 221H151L152 224H155ZM85 224H87V225H85ZM94 224H96V223H93V221H92V223H89L88 224V223L85 222L84 225H82V228L85 227V228H83V231H86V235H87L86 236L84 234V236H86L87 239L89 238L88 240L90 241V242L88 241L87 243L86 242L83 243L85 245L82 244V248L84 249L83 252H82L83 254H77L76 251L74 252L72 250V249H78L79 247L77 245L76 246L74 245L75 246L74 247L72 244H69V246H71V245L73 246V247L72 246L69 247L68 244H66L65 245V248H67V250H69L70 255H69V253L67 254V253H64V252L61 251V252L52 254V257H53L52 259H54V260H52L51 257H50V259L52 261H56L57 260L56 261L57 264H61L62 261H63L62 264H65V263L68 264V262H69V264L70 263L71 264H73V263H75V264H82V263L83 264H98L96 262H99V264H106L105 262H108L109 263V260H110L109 259L110 258L109 256H111V255L107 252V250H105V248H103L104 251L101 249V251H102L101 252L102 254H101L99 252L100 249L97 250V248H95V247L92 248V246L90 245V243H92L93 240H94V236L93 235L94 234H97L96 232L99 231L101 229V227H102V226H98L97 227V225L94 226ZM109 225L110 224H106V225L103 224V227L109 226ZM186 225H188L189 227L186 226ZM144 226H146V225H144ZM199 226H200V228H199ZM161 227L162 226L159 225V226L153 227L149 231L146 230V229L142 230L143 235L146 236L145 238H148L151 234H158V236L156 235L155 238H154V241L155 242H153V244L151 245L152 248H155L156 247V246L153 247V245L157 244V242H156L157 239H161L162 240L163 239L162 237L165 235V233L169 232V231H163V232H165V233H163L162 232V228L163 227L162 228ZM195 227L198 228V229H195ZM224 227L226 229H228L229 228V225L224 224L223 225V228ZM180 228H182V229H180ZM117 229H118V231L119 230H122L120 227L116 228V230ZM183 229H187V231H186L187 236L184 235V234H182ZM80 230L82 231V229H80ZM118 231L116 233V236L117 237H122V239H129L126 236H122V235L119 236L120 233H118ZM206 231H208V232H206ZM199 232H200V235H198ZM235 232H238V229L237 228L235 229ZM194 233H196V234H194ZM88 234H89V236H88ZM208 234L210 235V237H209ZM212 235H213V237H212ZM81 236H83L81 232H79V231L76 232L75 233V236L73 235L72 241L78 240ZM159 236L161 238H159ZM231 237H234V239L231 238ZM50 239H52L51 236H50ZM200 239L204 243H202ZM33 240H34V237L31 238V239H28L27 241L31 243ZM94 241L97 242L98 241V238L96 237ZM150 241H153V239H150ZM182 241H183V243H182ZM205 241H207V242H205ZM169 242L170 241H168V243ZM205 243H206V245H205ZM218 244H219V246H218ZM60 245L61 244H59L57 246L60 247ZM61 246H64V245H61ZM89 246H90V248H89ZM213 248H214V250H213ZM207 249H208V251H207ZM85 250H87L89 252L92 251V250H94V251H92V252L89 253V252H87ZM180 250H182V251H180ZM209 250H211V251L213 250V252L210 251V253H209ZM225 250H229L230 252L225 251ZM28 251H29V249H28ZM95 251L96 252H99L100 254L99 253H97V254L93 253ZM231 251H232V253H231ZM29 252L32 253V254H34V253L36 254V251L35 250H33V252H32V250H30ZM84 252H87L89 254L87 256H85L87 253L85 254ZM148 252H149V249H148ZM214 252H215V254H214ZM59 253L60 254L62 253V254L60 255ZM103 253H105V254H103ZM216 253H218V254H216ZM225 253L227 255L228 254L229 255L227 256ZM235 253H236V255H235ZM204 254H205V256H204ZM212 254H213L214 257H212ZM223 254H225V256ZM233 254H234V256H233ZM220 255H222V256H220ZM237 255H238V258H237ZM78 257H80V259H78ZM205 257L206 258L208 257L210 259H208V258L206 259ZM226 257H227V261L228 262L226 260H224ZM60 258H61V261H60ZM68 258H70V259H68ZM202 258H203V260H202ZM235 258H236V261L234 260ZM41 259H44V258L41 257ZM86 259H87V261H86ZM220 259H221V261H220ZM228 259H231V260H228ZM78 260L79 261L81 260V262H79ZM94 260H96V262H94ZM161 260H162V262H161ZM164 260H165L164 257H161V258H159V262H157V263H159V264H161V263L162 264H165V263L166 264H172V262H169V261H166L165 262ZM185 262H182L181 264H191V262H188L187 259L185 260ZM157 263H151V264H157ZM217 263H213V264H217ZM147 264H150V263H147Z\"/></svg>",
	"mask_w": 264,
	"mask_h": 264
},
{
	"label": "water",
	"instance_id": "3",
	"mask_svg": "<svg viewBox=\"0 0 264 264\" xmlns=\"http://www.w3.org/2000/svg\"><path fill=\"white\" fill-rule=\"evenodd\" d=\"M250 138L251 137H253V136H249ZM255 168V173H258V167H254ZM234 180H236L237 182H239V183H242V180H243V177H236ZM247 191H249V189H247ZM235 226L237 227V228H239L240 230H238L239 232H242V233H244V234H248V233H251V232H253L254 230H259L260 229V227H259V225L257 224V223H251V224H245V225H238V224H235ZM246 242V244H247V242H248V244H249V241L247 240V241H245Z\"/></svg>",
	"mask_w": 264,
	"mask_h": 264
}]
</instances>
